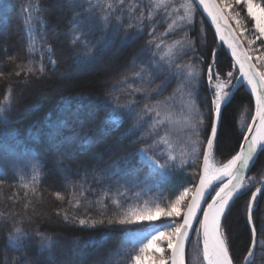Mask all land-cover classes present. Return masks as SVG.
Segmentation results:
<instances>
[{"label": "trees", "instance_id": "1", "mask_svg": "<svg viewBox=\"0 0 264 264\" xmlns=\"http://www.w3.org/2000/svg\"><path fill=\"white\" fill-rule=\"evenodd\" d=\"M36 2L44 9L38 15L46 22L42 29L36 24L37 42L41 43L42 50L38 54L27 51L29 35L24 14L21 13V7L27 0H0V102L4 100L9 86L14 90L11 107L2 114L8 118L7 122L0 119V214H3L0 215V264H18L25 258L26 264L45 260L48 253L40 251V239L35 235L36 232L59 241L52 249V264H97L101 259L108 264H126L133 245L129 234H124L120 226L105 223L95 228L81 227L74 221L65 223L63 213L67 212L70 220L73 217L99 219L101 212L108 217L114 211L112 199L126 201L125 206L144 201L161 203L163 206L184 187H195L201 170L203 150L201 148L196 156L189 154L182 166L177 161V168L170 173V178L163 186L155 179L145 182L147 169H142L138 176L134 174L122 179L126 167L123 158L133 149L152 143V140L140 139L147 137V126L136 131V137H133L128 129L132 128L134 117L124 115L121 119V113L114 110L110 103L118 96L119 102L123 104L129 97L119 89L111 93L108 90L123 77L131 78L132 73L141 67L146 70L149 68L146 62L152 59V54H142V50L148 47L146 42L150 39V29L145 28L139 38L133 40L129 34L136 29L127 28L133 21L125 16L119 34L113 36L112 30L106 29L97 20L99 12L86 10L88 4H95L96 0ZM172 2L178 7L183 0ZM254 2L264 5V0ZM147 4L148 0H143V5ZM139 11L137 8V15ZM241 15L246 17L245 11ZM163 18L164 13L161 12L157 20L162 21ZM76 19L80 21L79 29L83 33L81 40L87 41V48L72 42L75 31L73 22ZM246 24L250 29L251 22L246 21ZM155 27L156 37L163 38L166 43L179 39L194 42L195 53L189 51L188 55L182 56L176 63H191L200 72L201 82L195 87L192 100L205 117L204 131L199 139L206 144L210 132L208 107L211 101V96L207 95V70L208 63L213 59V49L217 52L214 70L223 79H227L226 73L230 71L237 76L234 62L226 48L218 44L213 29L197 8L192 25H185L167 36L162 35L167 23L160 22ZM126 36L129 43L125 45L122 40ZM243 44L248 47L245 42ZM45 45L51 47V54L44 51ZM254 45L264 48L261 40H257ZM88 50H91L94 60L90 61L84 55ZM152 50L155 51L154 45ZM42 54L46 68L44 78L37 80L29 77L26 85L24 73L21 72L20 76L15 74L20 70L18 65L26 66L31 59L38 67ZM200 56L203 61L197 59ZM49 59L55 60L56 64H50ZM164 75L166 72H162L160 79H156L151 87L155 88ZM139 83L137 80L136 84ZM176 88L177 80L173 79L155 99L164 100ZM144 102L142 100L136 106L137 110L143 107ZM181 103L180 95L177 94L174 107L179 122L171 129L177 153L188 139L182 131L184 124L178 115ZM253 112L251 94L244 86H238L222 109L219 134L213 150V158L219 163L226 162L238 151ZM65 151H71L72 160L63 159ZM129 163L133 168L141 167L139 157L135 160L129 157ZM34 164L40 165L41 172L35 194L22 187V183H31ZM65 165L71 167L70 173L63 170ZM248 177L255 179L243 194L234 198L225 222L234 264L243 263V257L251 244V231L246 224V203L264 177V152H259ZM80 185L84 186L83 197L79 196ZM74 186L77 190L76 198L81 200L77 208L69 204L68 194ZM56 192L64 194L66 199L57 200L54 196ZM118 192L123 195L118 196ZM71 199L74 203L75 198ZM98 201H102L106 207L98 204ZM255 203L254 222L258 239L264 240V233L260 231L264 227V194H260ZM58 211L61 212L60 216L56 214ZM17 226L29 233L23 248H17L15 243L8 240L11 230ZM90 240L102 241V246L95 251L88 249L82 261L73 252L79 251ZM195 240L194 228L187 244L186 264H194ZM256 251L253 264H264V252L259 247Z\"/></svg>", "mask_w": 264, "mask_h": 264}, {"label": "snow or ice", "instance_id": "2", "mask_svg": "<svg viewBox=\"0 0 264 264\" xmlns=\"http://www.w3.org/2000/svg\"><path fill=\"white\" fill-rule=\"evenodd\" d=\"M197 6L203 9V12L215 25L216 35L232 50L233 67L238 64L240 72L239 76H234L231 71L227 72V79H223L221 74L214 70L217 52L213 49V59L211 63H208L207 70V95L211 96V101L208 107L210 132L207 134L206 144L199 139L204 131L205 117L192 100L193 91L201 82L200 72L191 63H176L182 56L188 55L189 51L195 53L194 42L190 43L185 39H179L166 43L163 38H157L155 35V25L160 22L167 23L163 36L182 29L185 25H192ZM137 8L140 9L138 15ZM237 8L240 10L237 11ZM86 10L99 12L97 20L106 29L110 28L113 36L119 34L125 16L133 21L127 25V28L136 29L134 33L129 34L133 40L139 38L145 28L150 29L148 32L150 39L146 42L148 47L142 50V54L147 52L152 54V59L146 62L149 68L146 70L141 67L132 73L131 78L123 77L108 90L111 93L119 89L129 97L123 104L119 102L118 96L114 97L110 103L113 104L114 110L121 113V119L124 115L134 117L135 122L132 128L128 129L133 137H136V131L147 126V137H140V139L152 140V143H145L143 146L133 149L123 158L126 167L121 178L127 179L134 174L138 176L142 169H147L145 182L155 179L160 182V186H163L170 178V173L177 168V161L181 166L184 165L187 156L189 154L198 155L201 148L203 164L195 190L184 187L182 191L175 194L174 199L163 206L161 203L153 204L148 201L125 206L126 201L112 199L111 204L114 211L111 216L105 217V214L101 212L99 219L73 217L70 220L69 214L64 212V222L74 221L81 227L88 228H95L97 225L105 223L109 226H120L124 234H129L133 245L126 264H185L187 244L191 240V232L195 228L194 221H198L199 227L195 228L196 240L193 248L194 264H234L225 222L231 212L234 198L243 194V191L255 179V177L246 175L247 170L255 163L258 152H264V54L257 57V63L261 67L258 68L257 64L250 63L252 57L249 53L252 49L245 50L238 42L237 32L232 29L229 21L235 22L236 29L240 30V36H243L245 32L252 31L253 38L248 39L247 42L249 45H254L256 40L264 38V5L254 2V0H195V5L194 0H183V3L178 7L173 4L172 0H148L147 5H143V0H96L95 4L90 2ZM245 10L246 17L241 15ZM43 11L44 9L36 0H27V3L21 7L29 35L27 46L29 53H34L37 50L36 24H39L41 29L46 24L43 17L38 15ZM161 12L164 13L162 21L157 20ZM173 16L174 18H172ZM169 19L170 22H168ZM113 21L115 22L113 23ZM246 21L252 23V30L247 28ZM79 24L78 19L74 20L75 31L72 42L80 43L84 48H87V41L81 40L83 33L79 29ZM225 30H228L227 37L224 34ZM40 39L43 40L44 37L41 36ZM122 43L125 45L129 43L127 36L123 38ZM153 45L155 51L152 50ZM44 51L51 54L52 49L45 45ZM84 55L89 57L90 61L94 60L91 50L85 51ZM9 59L12 58L9 57ZM197 59L203 61L202 56ZM49 63L55 65L56 61L49 59ZM18 68L20 70L15 74L20 76L23 72L26 85L29 77L42 80L46 72L43 54L38 67L35 61L29 59L26 66L18 65ZM162 72H166V75L155 88L151 87L156 79H160ZM173 79L177 80V88L173 93L164 100L155 99L166 90ZM241 79L246 82L255 98V114L251 117L252 123L247 125V132L243 134L239 150L226 162L217 166L212 162V156L219 134L222 109L230 101L233 90L237 88V83ZM137 80L140 81L139 85L136 84ZM13 91L9 86L4 100L0 102V119H3L4 122H7L8 118L2 114L11 107ZM177 94L180 95L182 101L178 110L179 120L183 122L182 131L188 138L187 143L180 147L179 153H177V145L173 143L171 132L174 124L179 122L176 119L177 109L174 107ZM142 100L145 101L143 107L137 110L136 106ZM129 157H132L133 160L139 157L141 167L133 168L129 163ZM63 159L72 160L71 151H65ZM60 163L62 164L63 160ZM63 170L70 173L71 167L65 165ZM40 176V165H32L31 183H22V187L35 194V186L39 183ZM217 183L219 187H216ZM259 183L264 185V177L260 179ZM117 184L119 185V180H117ZM212 190L215 191V195H212ZM258 193L264 194V189L257 187L256 191L252 192L251 199L246 203V224L251 230V244L243 257V264H253L258 247L264 252V240L258 239V231L254 222L255 202ZM27 194L26 191L25 195L27 196ZM68 195L70 197L69 204L73 208L79 207L81 200L76 198L75 186ZM83 195L84 186L80 185L79 196L83 197ZM122 195L123 193L118 192V196ZM54 196L59 201L66 199L61 192L54 193ZM209 196H211L210 201L208 200ZM71 198H75L74 203ZM97 203L106 207L102 201ZM27 207L28 204L25 205V208ZM201 212L203 213L202 218L198 215ZM56 214L60 216L61 212L58 211ZM158 221L159 223H157ZM260 231L264 233V227ZM35 235L40 239V251L47 252L48 256L43 261H31L30 264H52V249L59 241L40 232H36ZM27 238H29V233L17 226L11 230L8 240L15 243L17 248H23V242ZM100 246H102V241L90 240L73 254L83 261L88 249L91 248L92 251H95ZM26 261L27 258L20 260L18 264H26ZM97 264H108V262L101 259Z\"/></svg>", "mask_w": 264, "mask_h": 264}, {"label": "water", "instance_id": "3", "mask_svg": "<svg viewBox=\"0 0 264 264\" xmlns=\"http://www.w3.org/2000/svg\"><path fill=\"white\" fill-rule=\"evenodd\" d=\"M194 5H195V0H194ZM196 8H197L198 11L204 16V18L207 20V22L209 23V25H210L211 28L213 29V31H214V33H215V36H216V38H217L218 44H219V45H223V46L226 48V50L228 51L229 55L231 56V58H232V60H233V57H232V50L227 46V44H224L223 41H222V40L216 35V27H215V25L212 24L211 20L207 17V14L203 12V9H202V8H200V7H198V6H197ZM229 23L231 24L232 29L236 30V29L234 28V26L232 25L231 21H229ZM236 32H237V31H236ZM224 34H225V36L227 37V36H228V30H225V31H224ZM237 36H238V42L243 46V48H244L245 50H247L246 47L244 46V44H243V42H242V40H241V38H240L238 32H237ZM233 62H234V61H233ZM250 63L256 64V63L254 62V59H253V58L251 59ZM235 66H236L237 71H238V75H237V76H239V75H240V72H239V65L237 64V65H235ZM239 85H243V86L245 87V89L251 94V91L248 90V89L246 88V86H245V82H244L242 79H241V81H239V82L237 83V87H238ZM235 90H236V89L233 90V93H234ZM251 95H252V94H251ZM252 98H253V102H254V113H253V115H254V114H255V98H254L253 96H252ZM250 123H252V119H251V122H250ZM246 132H247V130H246ZM246 132H245V133H246ZM242 141H243V139H242ZM238 150H239V149H238ZM258 154H259V152H258ZM252 166H253V165H252ZM252 166H251V167H252ZM251 167H250V169H251ZM250 169L247 170L246 175H248ZM198 182H199V179H198V181H197V184H198ZM216 187H219V184H218V183H217ZM259 187H261L262 189H264V185H261V184H260ZM194 190H195V188H194ZM194 190H193V191H194ZM213 191H214V190H212V193H213ZM254 191H256V189H255ZM213 195H215V194H213ZM259 196H260V193L257 194V198H258ZM250 199H251V197H250ZM208 200H209V201L211 200V196L208 197ZM204 206L206 207V204H205ZM198 215L202 218L203 213H202V212H201V213H198ZM195 223H196V221H194V225H195ZM249 228H250V227H249ZM201 247H202V246H201ZM242 264H243V263H242Z\"/></svg>", "mask_w": 264, "mask_h": 264}, {"label": "rangeland", "instance_id": "4", "mask_svg": "<svg viewBox=\"0 0 264 264\" xmlns=\"http://www.w3.org/2000/svg\"><path fill=\"white\" fill-rule=\"evenodd\" d=\"M229 11H231V9H229ZM237 11H239V10H237ZM245 14H246V10H245ZM231 22H232V24H233V26H234V28L236 29V25H235V22L234 21H232V20H230ZM253 29V25H252V23H251V27H250V30H252ZM236 31L238 32V34H239V29H236ZM254 31V30H253ZM240 36V35H239ZM240 38H241V40L243 41V42H245V44H247V50L248 49H252V51L250 52V55L253 57V59L255 60V62L257 63V57L258 56H260L261 54H264V48H262L260 45H258V46H255V45H249L248 44V39H250V38H253V32L252 31H248V32H245L244 33V35L243 36H240ZM258 40H261V41H263L264 42V38H261V39H258ZM257 41V40H256ZM36 51H35V53H39V52H42V50H41V43H39V42H37L36 41ZM258 64V63H257ZM260 65V64H259ZM212 162L213 163H215L217 166L219 165V164H221V163H219L216 159H214L213 158V156H212ZM162 219H164V218H162ZM157 223H159V221L157 222ZM196 227L198 228L199 227V223H197V225H196ZM130 239V238H129ZM131 240V239H130ZM132 242V241H131Z\"/></svg>", "mask_w": 264, "mask_h": 264}, {"label": "bare ground", "instance_id": "5", "mask_svg": "<svg viewBox=\"0 0 264 264\" xmlns=\"http://www.w3.org/2000/svg\"><path fill=\"white\" fill-rule=\"evenodd\" d=\"M245 86H246V88L248 89V90H250L251 91V89L247 86V84H246V82H245Z\"/></svg>", "mask_w": 264, "mask_h": 264}]
</instances>
